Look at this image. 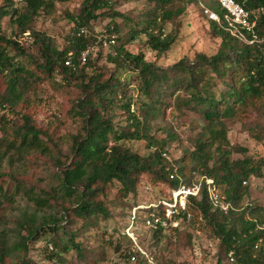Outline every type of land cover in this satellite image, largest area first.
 <instances>
[{"label":"trees","instance_id":"trees-1","mask_svg":"<svg viewBox=\"0 0 264 264\" xmlns=\"http://www.w3.org/2000/svg\"><path fill=\"white\" fill-rule=\"evenodd\" d=\"M70 1L0 0V110L12 114L0 113V178L16 179L3 167L6 156L13 161L11 153H18L33 159V166L40 162L34 157L38 152L48 158L58 182L48 189L19 182L14 194L29 202L13 226L2 224L0 218V264H101L108 260L109 247L127 260L136 255L139 264H186L167 259L168 247L162 244L169 229H178L173 222L180 220L199 225L219 241L218 264H264V204L251 198L252 185L243 184L261 174L255 156L264 155V130L257 125L250 128L257 139L254 155L229 137V121L245 124L253 117L264 118V0L245 3L256 12L253 43L233 32L217 0H146L144 11L135 15L121 11L119 2L140 0H82L76 12H63L73 30L61 48L35 22L42 14L55 16L58 4ZM191 5L198 7L220 39L217 52H199L164 65L149 60L145 51L132 50L146 36L147 47L157 56L168 53L178 38L179 18ZM203 6L217 11L222 20L208 19ZM7 17L10 35L3 29ZM100 19L108 21L97 33L93 27ZM82 27L89 30L87 36ZM24 37L32 39L34 52L27 51ZM111 39L116 43L110 45L106 59L114 69L99 65L101 49L98 56L93 50L86 63H80L84 49L102 48L104 40ZM70 53L75 67L66 64ZM21 57L29 58L32 67L21 65ZM56 76L80 91L69 112L83 120L84 132L73 136L70 157L62 154L53 134L38 126L28 108L32 92ZM188 112L199 116L201 130L192 147L176 157L172 148L181 137L166 120ZM136 142H143L146 152L137 149ZM198 175L214 179L233 204L228 211L213 204L206 179L198 194L186 197L184 206L179 201L169 205L174 203V192L199 183ZM141 186L160 187L144 207L138 199ZM14 194L0 193V203L2 197L12 203ZM119 205L129 214L136 208V219L141 214L159 219L152 227L157 250L151 258L135 250L123 230L114 226V232L109 231L113 208ZM33 250L42 254V261L33 257Z\"/></svg>","mask_w":264,"mask_h":264},{"label":"rangeland","instance_id":"rangeland-1","mask_svg":"<svg viewBox=\"0 0 264 264\" xmlns=\"http://www.w3.org/2000/svg\"><path fill=\"white\" fill-rule=\"evenodd\" d=\"M146 0H140L139 2H119V9L130 14L141 13L145 7L144 2ZM82 0H73L66 3L58 4V12L55 16L50 17L42 14L35 22V27L39 30L45 31L54 37L57 44L63 48L67 41L68 36L72 33L73 24L63 18L64 10L68 9L71 12H76L81 6ZM61 16V17H60ZM106 20H98L94 24V31L100 32L105 29ZM180 29L176 42L172 46L171 50L165 55L159 57L146 45V36H142V40L136 41L132 45L134 52L145 51L146 56L149 60L159 61L164 65H170L181 58L190 57L194 58L199 52L214 54L219 49L220 39L212 34L211 27L206 19H204L195 5H191L189 10L181 15L179 18ZM4 31L10 35V17L5 18L3 22ZM171 26H168V30ZM22 42L26 47L27 51L34 52L32 47V39L30 37L22 38ZM103 51V59L99 62V65L107 66L114 69V64L108 63L106 54L110 51V46L103 45V47L96 46L93 55L96 57L99 55V50ZM92 50V51H93ZM21 65L26 67H32V62L27 57L19 58ZM126 76V74H123ZM79 89L75 85H66L60 76H56L54 80L46 79L37 88V91L32 92L28 108L31 114L36 119L38 126L42 129L53 134L54 140L57 142L59 149L62 154L70 157L74 135L83 133V120L79 117H75L71 114L70 108L74 101L79 95ZM20 118H22L23 108H18ZM0 113L5 114L7 117H11L7 110L1 109ZM166 120L168 124H172L179 132L181 142L177 143L172 148L176 157L182 154L183 148H191L192 140L197 131L201 130L199 116L195 113L188 112L187 114H176ZM162 124L165 122H161ZM257 125L260 130H264V118L253 117L251 121L245 124L236 123L229 121V137L233 144L240 146H248L250 149L249 155H254V151L257 148V139L252 135L250 128ZM2 134H0V137ZM135 147L140 149L141 152H146V148L143 142H136ZM6 147H2L1 151H4ZM13 155V161H9L8 157L3 161V167L6 171L15 173L16 179L11 175L3 176L0 178V193L14 194L16 187L19 182L22 184L28 183V187L32 184H37L42 188L48 189L50 186L56 187L58 182L54 176V170L51 165L47 162L48 158L39 154L38 152L34 155L35 158H39V164L32 166L33 159L21 156L18 153H11ZM37 155V157H36ZM236 157L241 156L239 153L234 154ZM198 186L202 181V177L199 175L196 177ZM160 190L159 186L147 188L141 186L140 197L138 198L140 207H144L150 204L152 199L151 193H157ZM186 190V189H185ZM39 192L38 190H36ZM179 196L177 197V195ZM189 193L184 191V187L177 190L173 194L174 203L169 204L170 206H176L177 201L181 205H185L186 197ZM251 198L256 203H264V193L259 189L253 187L251 192ZM0 203V217L4 219L2 224L10 226L14 225L13 219L20 214V211L24 209L29 200L26 196L17 194L13 196L12 203L6 201L4 197L1 198ZM167 203V202H166ZM115 215L114 218L109 222V231L114 232L113 228L123 230L129 237L134 241L135 250H139L144 256L150 257L152 251L157 249L153 246V231L152 227H155L154 221L147 214H141L139 219L135 216L136 208L130 211L126 210L124 206H117L113 208ZM48 211H51L50 209ZM52 213L54 210L51 211ZM172 211L168 210V216H172ZM2 225V227L4 226ZM167 224L164 223V226ZM173 225L177 227V230L169 229L166 232L164 238L168 250L166 252L167 259H172L175 263L184 262L186 264H218L220 253L222 249L218 240L212 238L209 233L202 229L199 225L193 227L183 220L173 222ZM33 257L42 261V254L36 250L32 251ZM108 260L101 264H139L136 261L138 257L132 255L131 260L124 259L119 253L114 252L113 247L107 248ZM151 258V257H150ZM152 260V259H151ZM155 263L154 259L152 260ZM228 264V263H227Z\"/></svg>","mask_w":264,"mask_h":264},{"label":"built area","instance_id":"built-area-1","mask_svg":"<svg viewBox=\"0 0 264 264\" xmlns=\"http://www.w3.org/2000/svg\"><path fill=\"white\" fill-rule=\"evenodd\" d=\"M217 1L225 10L224 18L229 23L233 32L236 33L243 40L248 41L249 43H253L254 40L257 38V35L255 33V27L257 21L255 18L252 17V15L256 12L249 10L245 6L247 0H217ZM203 12L210 20L217 22H220L222 20L220 14L208 6H203ZM81 32L86 36L89 34V30L86 27H82ZM247 34L251 35L252 38H250V36H247ZM115 43H116L115 39L104 40V45L106 46H110L111 44L114 45ZM92 50L93 48L91 46H88L86 49L82 51L79 59L80 63L82 64L86 63L87 56L92 52ZM66 64L69 66H74V67L76 66V62L74 61L72 53L69 54ZM255 158L260 163L261 174L260 176H258L253 180H244L243 184L252 185V187H254L255 189H259L264 193V155L255 156ZM204 179H206L208 194L213 204L216 207L220 208L221 210L228 211L233 206V204L227 200L225 194L221 191L218 184L212 178L202 177V180ZM200 187L201 184H199L196 187L193 186L189 188H184V191L186 193L196 195L200 191ZM178 196L179 194L177 195V197ZM153 221L155 222L154 225H157L159 219L154 218ZM262 229H264V225L262 226ZM229 256L231 261L234 262V257L232 252L229 253ZM236 264H240V263H236Z\"/></svg>","mask_w":264,"mask_h":264}]
</instances>
